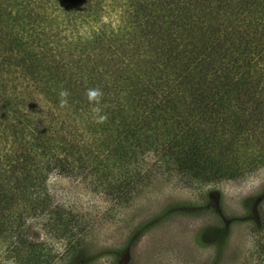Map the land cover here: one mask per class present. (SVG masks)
<instances>
[{"label": "trees", "instance_id": "obj_1", "mask_svg": "<svg viewBox=\"0 0 264 264\" xmlns=\"http://www.w3.org/2000/svg\"><path fill=\"white\" fill-rule=\"evenodd\" d=\"M109 1L0 0V264H51L38 219L85 261L52 173L127 197L149 155L200 183L264 165V0Z\"/></svg>", "mask_w": 264, "mask_h": 264}, {"label": "rangeland", "instance_id": "obj_2", "mask_svg": "<svg viewBox=\"0 0 264 264\" xmlns=\"http://www.w3.org/2000/svg\"><path fill=\"white\" fill-rule=\"evenodd\" d=\"M118 17L114 11L107 20L116 26ZM154 160L145 159V178L127 197L107 195L95 176H48L52 204L81 224L75 237L83 240L81 264L262 263L264 165L235 179L200 183L155 167ZM186 206L197 209L175 211ZM41 224L30 221L32 239L46 245L51 264H71L72 257L63 255L66 242ZM145 225L126 249L128 238Z\"/></svg>", "mask_w": 264, "mask_h": 264}, {"label": "clouds", "instance_id": "obj_3", "mask_svg": "<svg viewBox=\"0 0 264 264\" xmlns=\"http://www.w3.org/2000/svg\"><path fill=\"white\" fill-rule=\"evenodd\" d=\"M67 95V93L66 92H64V91H62L61 93H60V96L61 97H64V96H66ZM101 96V93H100V91L98 90V89H91V90H88V92H87V97H88V99L90 100V101H98V98ZM66 103V101H64V100H61V105L63 106L64 104Z\"/></svg>", "mask_w": 264, "mask_h": 264}]
</instances>
